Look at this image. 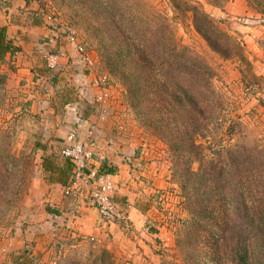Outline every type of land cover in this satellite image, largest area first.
Wrapping results in <instances>:
<instances>
[{
  "label": "rangeland",
  "instance_id": "obj_1",
  "mask_svg": "<svg viewBox=\"0 0 264 264\" xmlns=\"http://www.w3.org/2000/svg\"><path fill=\"white\" fill-rule=\"evenodd\" d=\"M1 1L11 3L1 15L16 25L46 26L55 45L33 53L13 38L10 58L0 60V264H236L239 237L248 241L250 264H264L263 231L234 209L245 197L264 199V0ZM64 39L76 57L63 51ZM53 53L61 56L51 66ZM137 58L147 66L153 60L159 74L154 82L147 73L139 97L128 88L137 76L146 78ZM130 69L136 74L124 78ZM165 90L172 105L160 100ZM57 106L54 114H91L85 139L71 125L64 126L63 143L46 139L45 121ZM98 120L109 123L108 151L119 148L120 161L132 169L123 179L132 194L117 192L124 187L117 162L91 165L113 176V200L126 218L99 220L107 231L117 224V232L106 243L91 236L76 247L73 238L35 223L46 212L45 171L54 148L70 146L75 132L86 145L94 139L93 160ZM225 168L231 208L218 204ZM242 182L245 196L236 190ZM132 195H144L151 206L133 219Z\"/></svg>",
  "mask_w": 264,
  "mask_h": 264
},
{
  "label": "crops",
  "instance_id": "obj_2",
  "mask_svg": "<svg viewBox=\"0 0 264 264\" xmlns=\"http://www.w3.org/2000/svg\"><path fill=\"white\" fill-rule=\"evenodd\" d=\"M6 1V0H5ZM2 1L0 2V11L1 8L3 11L10 10L11 3H5ZM0 27H6L7 28V36L8 40L12 41L13 38L18 39L19 42L16 40H13V43L15 45L22 44L25 50H33L34 52H39L37 49V46L40 45L44 46L45 48L48 46H54L55 41L53 38L49 37V33L47 31L46 26H43L38 23H24V24H13L10 19L7 18L5 15L0 14ZM23 30V31H20ZM65 46H63V51H67L66 55L76 57L77 51L73 44L67 42V39H64ZM65 53V52H64ZM11 56V52H9L6 57V59H9ZM28 56L25 55L21 60H25ZM33 60V59H32ZM58 109V106L53 110V117H48L46 119V127L48 125L47 132L44 133V136H46L47 140H50L51 142L59 143L61 141L64 142V139L66 138L65 133V125H71L74 127V130H77L80 133V137L82 139H85L87 134V124L91 121H94L91 114L89 116L84 115V110L81 109L82 114L79 118V116L76 115H70L67 116L66 114H54L55 110ZM82 118V119H81ZM49 123H55L58 128L55 129V125H49ZM76 124H79V126H76ZM109 123L102 122L101 120H98L99 130H98V147L96 154L94 156V159L91 161V165L99 170L102 167V163L109 164V161H113L114 164L117 162L118 170L117 173V181L123 182L121 185H124V187H118V194L123 193L124 195L128 196L130 193L132 194V188L131 186H128L127 183L123 181V179L129 178V170L131 167L129 165H126L121 162V155L117 154V151L111 146V148L114 149L113 154H117V156H114L111 152L108 151V146L110 145L107 137L109 133H105L106 126ZM76 127V128H75ZM72 130V128L70 129ZM105 147L103 146L102 141H106ZM64 145H56L55 151L59 150L57 148L63 149ZM105 148V149H104ZM106 150V152H105ZM54 151V159H51V163L49 165L48 171H45L48 173V176L46 178V185L48 186V197L43 199V205L45 204V211L42 215V218H38L37 223H35L40 228H51L56 230L59 235L61 236H69L73 238L76 241V247L79 246V244H82L83 242L88 243L91 239V236L98 237L97 243H103L107 241V239H110L112 235H114L117 232V224L112 226L109 231L107 229L101 228L99 225L100 219H99V212L97 208L89 202L88 196L89 191L92 188V186H89L87 184H82L79 189H77L72 196H66L64 194V188L69 182L70 175L72 173L71 164L66 160L65 157H63L58 151V154ZM52 155L53 151H50ZM100 157H105L108 159H105L104 161L101 160ZM121 183V182H120ZM50 189V190H49ZM123 195V196H124ZM136 201V204L132 205V208L130 209V216L133 217L135 215H142V213H145L146 211L151 209L150 204L147 200H143V196L139 197L138 199L132 195ZM125 197V196H124ZM135 203V202H134ZM52 221V222H51ZM29 230L31 231V228H28L26 230L27 233V239L31 237ZM60 236V237H61ZM37 252V247L34 248L33 254ZM38 254V253H37ZM43 264V262H41Z\"/></svg>",
  "mask_w": 264,
  "mask_h": 264
},
{
  "label": "trees",
  "instance_id": "obj_3",
  "mask_svg": "<svg viewBox=\"0 0 264 264\" xmlns=\"http://www.w3.org/2000/svg\"><path fill=\"white\" fill-rule=\"evenodd\" d=\"M33 23H36V21L33 22ZM218 34H219V32H218ZM208 41H209V39H208ZM210 44H212L211 41H210ZM13 51H14L13 43H12V41L8 40L7 28L6 27H0V60H5L6 55L9 52L12 53ZM137 59H139V58H137ZM140 59H139V63H137L138 64V68H141V70H138V74L139 73H143L146 76V78L141 76V75H139V76H137L138 81H137L136 78L133 79V80H130L129 82L127 81L128 82L129 91L130 92L131 91H135L136 93H138V95H137L138 97H139V94H140V91H141V89L139 87H142V84H139V83H141V81H145V80L149 81L151 79V77H150L151 75H152V78H153L154 82L156 80L158 81V79H159L158 78L159 74L155 71L157 66L154 63V61L153 60H148V66H147V65L143 64L144 63V59L143 60H140ZM142 61H143V63H142ZM193 65H195V67L196 66L198 67V62L194 63ZM136 72H137V69L136 70H132V71L130 69V71H126L124 73V78L131 79V78H133L132 75H135ZM147 73H149V75H150L149 77H148ZM164 85L166 86L167 82ZM160 90H162V89L160 88ZM164 94H165V97H164ZM167 94H168L167 90L162 91L160 93V100H162L163 102L166 101V103L172 105L173 99L170 101V103L168 102V99H167V97H172V95L168 96ZM189 100L194 106L196 105L195 97H192L190 95L189 98H188V101ZM66 160L71 164L72 169H73V165H72L71 161L68 158H66ZM72 169H71V171H72ZM193 173H194V171H193ZM261 175H262V173H259V174H256L255 176L262 177ZM71 176H72V173H71L69 179H71ZM219 176L221 177L222 182L225 181L224 186L226 187L227 192L225 190V187H222V193L219 195L221 201H219L218 204L220 202H222V205H224V207L229 205L230 208H231L232 203H230L229 197H228V195H229L228 193L232 190V188L230 186L231 181H232V179L230 178L231 177L230 172H229L228 169L225 168L224 170H220L219 171ZM260 183L262 184V181ZM241 186H242V189L240 188ZM244 186L245 185L242 182V184L236 190H237L238 193H241V195L245 196ZM236 190H234V191H236ZM259 193L263 194L264 193V188ZM116 195H117V193L115 194L114 198H116ZM245 198L246 199H244L240 203H238L237 207H235L234 209L243 210L245 213L242 216V218L245 219L246 222H248V226H249V223H251L254 226H256V228H258L261 231H263V233H264V199H255V200H253L251 202H248L247 201V197H245ZM208 206H209V204H208ZM216 206L217 205H216V201H215L212 204V206H209V213L208 214L213 216L214 212L216 211V208H215ZM229 210H231V209H229ZM228 215H229L228 216L229 219L233 218V216L230 215L229 211H228ZM221 235H222L221 239L224 240L225 239L224 234L221 233ZM221 239L218 242H221ZM236 246H237L236 249H234L235 253H233V255H235V261L234 262L236 264H250V251H249V246H248L247 239L239 237L237 242H236Z\"/></svg>",
  "mask_w": 264,
  "mask_h": 264
},
{
  "label": "built area",
  "instance_id": "obj_4",
  "mask_svg": "<svg viewBox=\"0 0 264 264\" xmlns=\"http://www.w3.org/2000/svg\"><path fill=\"white\" fill-rule=\"evenodd\" d=\"M70 34V33H69ZM72 41H75L74 33L69 35ZM60 53H53L49 56L50 65L53 66L58 63ZM71 145L62 150V155L68 158L72 165V176L65 186L64 193L70 195L71 192L80 188L79 181L83 184L92 186L89 191V200L97 208L101 223L111 224L118 219L126 218L125 213L116 209V204L113 200L114 192L116 190L115 180L112 175L102 174L94 170L91 166L92 152L88 150L90 144H84L78 141V134L75 132L70 135ZM90 147V146H89ZM78 185V186H77Z\"/></svg>",
  "mask_w": 264,
  "mask_h": 264
}]
</instances>
